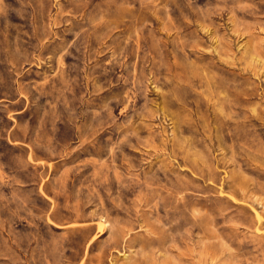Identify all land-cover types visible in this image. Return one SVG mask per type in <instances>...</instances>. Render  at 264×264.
<instances>
[{"label":"rangeland","instance_id":"obj_1","mask_svg":"<svg viewBox=\"0 0 264 264\" xmlns=\"http://www.w3.org/2000/svg\"><path fill=\"white\" fill-rule=\"evenodd\" d=\"M0 264H264V0H0Z\"/></svg>","mask_w":264,"mask_h":264}]
</instances>
